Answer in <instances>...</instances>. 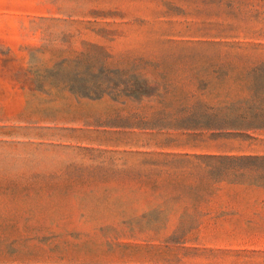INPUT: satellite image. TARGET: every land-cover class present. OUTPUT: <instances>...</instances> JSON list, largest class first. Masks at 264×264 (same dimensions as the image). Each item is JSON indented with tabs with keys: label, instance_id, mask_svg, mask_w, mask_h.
<instances>
[{
	"label": "rangeland",
	"instance_id": "1",
	"mask_svg": "<svg viewBox=\"0 0 264 264\" xmlns=\"http://www.w3.org/2000/svg\"><path fill=\"white\" fill-rule=\"evenodd\" d=\"M0 264H264V0H0Z\"/></svg>",
	"mask_w": 264,
	"mask_h": 264
}]
</instances>
